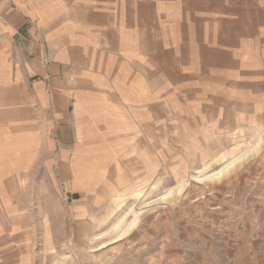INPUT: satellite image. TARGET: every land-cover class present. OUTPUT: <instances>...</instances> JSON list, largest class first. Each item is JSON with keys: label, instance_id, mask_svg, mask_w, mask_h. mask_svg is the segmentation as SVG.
Masks as SVG:
<instances>
[{"label": "rangeland", "instance_id": "374dc122", "mask_svg": "<svg viewBox=\"0 0 264 264\" xmlns=\"http://www.w3.org/2000/svg\"><path fill=\"white\" fill-rule=\"evenodd\" d=\"M23 1L44 19L41 45L83 25L59 22L50 38L49 19L98 9ZM126 2L109 7L125 101L81 104L59 129L25 37L0 22V264L264 253V0Z\"/></svg>", "mask_w": 264, "mask_h": 264}, {"label": "crops", "instance_id": "0c3cea01", "mask_svg": "<svg viewBox=\"0 0 264 264\" xmlns=\"http://www.w3.org/2000/svg\"><path fill=\"white\" fill-rule=\"evenodd\" d=\"M9 1L0 0V22L6 24L5 32L9 31L7 24H10L20 30V35L25 37L29 55H33L32 76H36L34 83L47 88V99L52 115L59 120L56 126L58 129L66 126L64 119L74 117L75 111L81 104H86L90 109L99 102V111H101L104 107L110 110L116 102L125 101V99L121 100L118 88L113 87V82L116 83L114 74L119 71L117 65L126 62V58L120 55L122 51L119 49V44L114 41L115 38L118 39L117 35L120 33L113 24L115 12L109 10L110 6H113V9L118 5V0H64L71 5L85 8L95 5L98 9L89 8L69 18L63 16V20L49 19L50 22H56L54 25L46 26V35L50 38L53 34L49 32L56 29L60 25L59 22L74 20L83 24L80 30L71 32L70 40L60 39L58 45L52 42L41 45L39 43L41 28L34 27L32 23L44 19H40L33 12L29 13L28 8H24L28 5L25 1ZM58 1L62 2V0ZM126 3L134 6L135 0H127ZM183 3L181 1V4ZM99 6L104 10L99 11ZM132 21H135V17ZM62 37H67V34L59 38ZM72 38L76 40L73 41ZM112 102L113 106H111ZM70 110L71 114H69ZM259 254L249 260L243 259L239 264H264V253Z\"/></svg>", "mask_w": 264, "mask_h": 264}]
</instances>
